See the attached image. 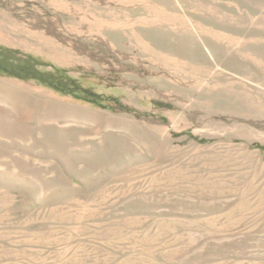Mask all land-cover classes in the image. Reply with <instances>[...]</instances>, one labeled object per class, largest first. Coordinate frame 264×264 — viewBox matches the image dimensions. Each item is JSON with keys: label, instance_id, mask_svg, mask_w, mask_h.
<instances>
[{"label": "rangeland", "instance_id": "rangeland-1", "mask_svg": "<svg viewBox=\"0 0 264 264\" xmlns=\"http://www.w3.org/2000/svg\"><path fill=\"white\" fill-rule=\"evenodd\" d=\"M0 264H264V0H0Z\"/></svg>", "mask_w": 264, "mask_h": 264}]
</instances>
